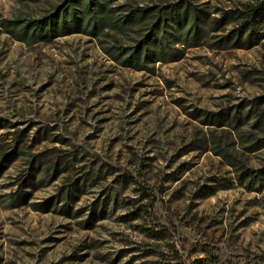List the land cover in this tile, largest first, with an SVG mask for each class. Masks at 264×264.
<instances>
[{"label": "rangeland", "instance_id": "374dc122", "mask_svg": "<svg viewBox=\"0 0 264 264\" xmlns=\"http://www.w3.org/2000/svg\"><path fill=\"white\" fill-rule=\"evenodd\" d=\"M64 1L0 0V23ZM178 1L101 0L110 25L96 38L26 46L0 30V146L17 148L0 172V264H264V148L247 151L264 138V21L251 46L220 21L258 0H185L209 15L199 40L149 73L103 53L134 46ZM134 9L151 12L113 27ZM30 173L26 203L11 206Z\"/></svg>", "mask_w": 264, "mask_h": 264}, {"label": "trees", "instance_id": "16d2710c", "mask_svg": "<svg viewBox=\"0 0 264 264\" xmlns=\"http://www.w3.org/2000/svg\"><path fill=\"white\" fill-rule=\"evenodd\" d=\"M105 9L101 0H65L39 19L2 21L0 30L13 41L26 46L48 43L57 38L74 34L96 38L103 29L110 25L106 17H98V14H102ZM150 12V9L131 10L124 14L113 27L125 30L131 25L143 22L148 18ZM208 18L209 15L205 10L191 7L185 0H179L165 6L163 10L154 15L147 33L134 46L129 48L110 47L103 53L120 68L149 73L156 64H168L176 61L180 56L176 49L178 45L184 48L195 47L202 32L201 27ZM230 19L239 22L234 32L241 35L247 34V46H251L250 40H253V44L256 45L262 39L259 30L264 21V0L246 3L241 9L231 11V14L225 13L220 21ZM220 21H216L214 24L219 25ZM257 119L264 123V112L259 113ZM238 122L235 117L229 118L228 115H225L222 120L223 125L230 127L238 125ZM20 138L21 134H18L17 140ZM210 140H212L211 137ZM263 148L264 138L256 140L247 151L253 153ZM214 154L229 162L230 157L225 152L218 150ZM16 156V147L7 151L0 146V172L5 168V164ZM38 166L31 165L29 170L38 172ZM254 178L257 180V177ZM28 180L32 181V173L19 182L18 189L13 193L11 206H21L26 203L29 193L23 189L28 186L34 187ZM42 182L43 180H39L37 184L40 185ZM70 187L62 189L59 193V200L65 202L57 210L59 214L70 216L67 204L74 199L72 193L77 188L76 185ZM49 205L50 202H47L38 210H47Z\"/></svg>", "mask_w": 264, "mask_h": 264}]
</instances>
